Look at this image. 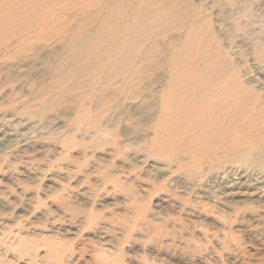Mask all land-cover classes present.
<instances>
[{"label":"rangeland","instance_id":"rangeland-1","mask_svg":"<svg viewBox=\"0 0 264 264\" xmlns=\"http://www.w3.org/2000/svg\"><path fill=\"white\" fill-rule=\"evenodd\" d=\"M190 3L211 47L264 93V0ZM91 14L67 11L79 18L65 33ZM25 50L0 52V264H264V198L240 195L264 184V162L222 160L196 172L189 160L157 157L150 139L159 125L155 115L143 121L142 93L110 96L103 108L99 84L76 87L71 77L74 100L54 105L35 90L60 48Z\"/></svg>","mask_w":264,"mask_h":264},{"label":"bare ground","instance_id":"bare-ground-1","mask_svg":"<svg viewBox=\"0 0 264 264\" xmlns=\"http://www.w3.org/2000/svg\"><path fill=\"white\" fill-rule=\"evenodd\" d=\"M190 4V0H0V52L5 56L36 51V44L48 47L56 41L60 50L55 62L45 67L50 80L35 90L54 105L74 100L66 92L71 77L76 87L83 81L91 88L99 84L107 93L98 100L103 108L110 96L133 100L142 93L143 121L155 115L159 125L150 139L157 157L189 160L196 172L222 160L261 164L264 93L241 79L220 48L211 47L207 22L187 12ZM87 9L92 16L66 34L72 18H79L66 12ZM180 27L185 34L167 37L168 31ZM158 38H163L161 43ZM49 52L44 51L46 56ZM150 71L151 76L146 74ZM155 82L164 86L152 93ZM79 107L85 115V103ZM231 181L230 189L235 184ZM240 195L263 199L264 184Z\"/></svg>","mask_w":264,"mask_h":264}]
</instances>
